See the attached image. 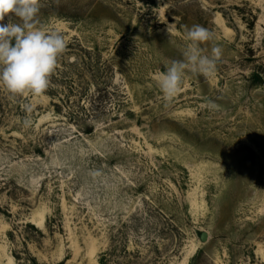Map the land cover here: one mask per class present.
I'll use <instances>...</instances> for the list:
<instances>
[{
    "label": "rangeland",
    "instance_id": "374dc122",
    "mask_svg": "<svg viewBox=\"0 0 264 264\" xmlns=\"http://www.w3.org/2000/svg\"><path fill=\"white\" fill-rule=\"evenodd\" d=\"M41 4L67 47L42 95L0 86V264H264V0ZM193 25L221 61L165 102Z\"/></svg>",
    "mask_w": 264,
    "mask_h": 264
},
{
    "label": "clouds",
    "instance_id": "9594fccd",
    "mask_svg": "<svg viewBox=\"0 0 264 264\" xmlns=\"http://www.w3.org/2000/svg\"><path fill=\"white\" fill-rule=\"evenodd\" d=\"M41 6V0H0V86L12 98L45 93L58 57L67 47L62 33L55 30L45 32L37 27ZM6 17L8 22L4 23ZM168 31L171 33L169 27ZM185 38L188 43L181 52L182 59L164 65L165 70L156 76V84L165 102H171L180 93L186 70L210 78L215 75L222 58L219 45L211 48V55L202 54L200 45L214 39V34L206 27L186 26ZM207 103L210 111L219 110L214 101ZM23 109L28 114L33 111L29 104H24ZM22 124L27 128L32 120L25 116Z\"/></svg>",
    "mask_w": 264,
    "mask_h": 264
}]
</instances>
